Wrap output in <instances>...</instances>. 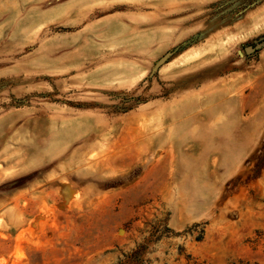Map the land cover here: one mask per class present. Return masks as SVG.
<instances>
[{
	"label": "rangeland",
	"instance_id": "1",
	"mask_svg": "<svg viewBox=\"0 0 264 264\" xmlns=\"http://www.w3.org/2000/svg\"><path fill=\"white\" fill-rule=\"evenodd\" d=\"M256 42L264 0H0V264H264Z\"/></svg>",
	"mask_w": 264,
	"mask_h": 264
},
{
	"label": "water",
	"instance_id": "2",
	"mask_svg": "<svg viewBox=\"0 0 264 264\" xmlns=\"http://www.w3.org/2000/svg\"><path fill=\"white\" fill-rule=\"evenodd\" d=\"M186 44V42H182L181 44L175 46L173 49L171 50H167L166 52H164L160 57H158L155 62L152 64L151 68H150V71H149V74L148 75H151L152 72L158 67L160 66L162 63H164L177 49L179 46H182ZM264 43L261 42V43H254L253 45H246L243 47V52L245 54H249L253 51H255L256 49L260 48V46H262Z\"/></svg>",
	"mask_w": 264,
	"mask_h": 264
}]
</instances>
